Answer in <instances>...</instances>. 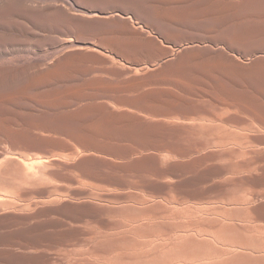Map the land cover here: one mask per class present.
Returning <instances> with one entry per match:
<instances>
[{
    "label": "bare ground",
    "instance_id": "6f19581e",
    "mask_svg": "<svg viewBox=\"0 0 264 264\" xmlns=\"http://www.w3.org/2000/svg\"><path fill=\"white\" fill-rule=\"evenodd\" d=\"M14 4L9 2L7 7L0 9L2 10L1 14H11L14 7L17 6ZM100 4L116 5L119 12L112 13V15L123 18L109 20L108 18L111 17L107 18V15H104L106 11L104 13L97 12L98 19L106 17L108 20L94 19L93 26L98 23V25L102 24L106 26V29L107 27L110 29L100 32L96 42H89V40L77 42L78 39L77 41L72 39L67 41L66 39L65 46L69 51H66L59 58L56 57L53 65H47L48 67L45 69L39 68L41 70L36 72L33 71L20 86L15 88L12 86L13 90L9 88L10 91L6 92V90L1 89L0 107L19 108L35 105L44 107V109L49 108V111L47 110L49 113H51L50 109H65V111L56 114L55 117L42 113L43 110L40 113L39 110H35L37 107L30 112L0 108V213L18 212L20 208L42 212L46 209H42V207L47 205H58L56 208L60 210L93 211L101 200L99 198L101 192L98 189L102 188L97 189L95 185L88 183L89 180L112 182L111 184L123 182L121 177H117V173L130 174L140 179V181L123 182L131 189L140 188L141 183L146 182L148 176H152L156 181L155 187L188 191L191 185L214 182L224 169L212 164L213 162L225 158L236 159L239 154H242L240 151L242 145L232 143L243 137L239 129L233 130L231 128V130L219 125V127H209L203 121L193 122L192 120L189 122L187 119L188 122H186L183 118H161L159 114L153 113L157 111L153 109L155 107L152 108L147 104L146 106L129 104L128 108L115 104L118 110H112L105 102V104L94 102L95 104L68 110L76 105L74 104L75 101L81 99L80 94L76 97L58 96L56 94L51 95L46 90L47 93L41 91V93L32 94L34 89L37 90L40 86L55 80L63 79L65 81V78L67 79L74 74L77 77L76 73L79 72L72 67L76 62L94 60L102 62L106 66L110 64L120 65L122 70L112 66V68L106 67L103 72L119 77L128 76V80L124 81L119 88L120 90L137 92V103L140 101L150 102L151 100L161 101L176 111L177 107L191 108L190 104H186L183 99L194 98L201 101V104L196 107L208 110L205 102L211 98L215 108L222 111V116L229 115L231 119V121L228 119L229 122L240 123L244 121L241 114L245 112L255 113L258 119L264 122V118L261 116L262 113L264 115V0H101ZM127 11H130L131 15H126L125 12ZM59 13L61 14V12ZM78 19L80 20V17ZM91 20L93 21V19ZM41 22L43 23V21ZM44 22L46 23V21ZM131 22L136 24L138 28ZM211 22L217 25L222 24L224 29L220 32L218 29V31H202L203 33L197 34L184 33L187 32L185 30L203 27ZM0 27L3 26L0 25ZM69 31L71 32V30ZM169 31H179L185 36L172 35ZM69 35L68 38L71 37ZM64 36L67 37V35ZM64 36L62 38H65ZM155 36L166 43V46H162ZM8 41L5 42L8 43ZM59 44L61 45L60 42ZM35 50L37 49L35 48ZM90 50H96V53L101 51L106 55L100 56L99 53L96 54ZM146 57L147 60L144 59ZM48 60L50 59H47V62ZM24 66L13 69L26 74L30 70ZM4 69L12 70L7 68V65ZM9 74L7 73L6 77ZM14 76L13 74L12 77L11 74L10 78L13 79ZM22 76L24 78V75ZM19 80V82L23 81L20 78ZM99 81L101 83V79ZM146 83L155 87L144 89V85H148ZM0 86L2 87V85ZM3 86L5 87V84ZM68 90L73 91L69 88ZM96 99L94 100L96 101ZM131 107L142 110L143 116L125 110ZM94 115H101V117L99 119L97 116V121L89 122L91 125L87 128L55 126V124L63 122L80 123L83 119L88 117L90 119ZM222 116L219 119L222 120ZM81 132H87V135L83 136ZM61 136L82 143L70 145V142L67 141V144L66 140L65 142L62 141ZM87 137L91 139L128 137L136 138L143 144L112 148L97 145L94 141H92L94 144L88 143L91 142V139L87 142ZM149 138L164 139L167 142L154 145L153 150L156 152L151 153L152 151L146 150L148 144H144V141ZM263 138L264 136L262 141ZM231 140L233 141L231 142ZM185 141L193 142L185 143ZM108 155H113L116 160H114L115 158H108ZM162 162L166 164L165 167L161 166ZM104 170L111 171L112 175L102 174ZM231 182L233 181L231 180ZM119 190L121 189L117 191L119 192ZM120 192L123 193V191ZM145 196L148 198V195ZM229 199L228 196L224 200L227 202ZM150 201L161 202V200L157 202L149 198ZM103 203L105 204V201ZM223 203L219 205L224 206ZM181 204L177 200H166V203L163 204L167 206L166 220L170 222L164 224L162 230L149 231L144 234L142 233L143 229L149 225L142 223V220L141 222L138 220L129 221L130 223L126 224L121 236L132 237L137 242V247L131 251L134 257L138 258V261L151 257L150 262L153 264H264V223L248 222L242 223L239 227L236 222L230 221L231 219L219 223L216 222L217 219L209 218L212 215L210 214L211 209L208 207H213L214 203L208 204V207H204L207 203L200 207L195 202L193 204L196 206L189 204L185 206V203L183 206ZM138 205L143 206L140 203ZM154 205L156 207L162 203ZM113 206L116 205L113 204ZM214 208L216 207L212 209ZM260 209H264V205ZM59 216L61 217V215ZM222 216L221 220L224 217ZM27 219L29 218L27 217ZM8 223L10 222L8 221ZM34 229L36 228L34 227ZM93 236L94 239L99 238V234ZM3 251L5 250L3 249ZM119 253L118 251L117 254ZM97 261L99 262V260ZM110 261L112 263V260ZM72 263L74 264V262Z\"/></svg>",
    "mask_w": 264,
    "mask_h": 264
},
{
    "label": "rangeland",
    "instance_id": "374dc122",
    "mask_svg": "<svg viewBox=\"0 0 264 264\" xmlns=\"http://www.w3.org/2000/svg\"><path fill=\"white\" fill-rule=\"evenodd\" d=\"M100 1L101 0H8V1L7 0H0V4L3 5V6L0 5V9L7 7L9 2L15 3L14 6L17 4V6L14 7L13 12L11 14H9L10 16L6 15V14H1L2 10H0V25L3 26V27H0V66H2V67H0V77L2 76L4 78V79L2 77H1L2 79L0 78V80H1L0 85H2V87L0 86V92L3 89L6 90V92L8 90L10 91V89L13 90L15 87L20 86V84L23 83L25 81V79L28 78L29 74L33 73V71L36 72L38 70L45 69L50 65H53L55 63L54 59H56V57L59 58L66 51H69V49L65 46L66 39H67V41L69 39L77 41V39H78L77 42H80L81 40H82V42L87 41V40H89V42L90 41L96 42L97 41L96 38L98 37L100 32L110 29V27H107V29H106L105 25H102V24L98 25V23H95L93 26V23L95 20L106 19V17H100V19H98L97 12L104 13V11H106L105 13H107V14L104 13V15H107V18L111 17V18H108L109 20L114 19V18H123L121 16L112 15V13L119 12V9L116 7V5H113V4L101 5ZM84 2H85V4H84ZM18 3H19V5H18ZM112 5H113V7H112ZM86 6H88V7H86ZM89 7H90V9H89ZM103 7H105V8L101 9ZM19 8H20V10H18ZM110 9H111V11L113 9L114 10L111 12ZM59 10H61V11H59ZM101 11H103V12H101ZM38 12H39V14H38ZM59 12H61V14ZM21 14H22V16H21ZM65 14H66V16H65ZM125 14L131 15V12L127 11V12H125ZM70 15H71V17L73 15L74 18L72 17L73 18L72 19L70 17ZM18 16H19V18H18ZM78 17H80V20L78 19ZM31 18L36 19V20L33 21ZM90 18L93 19V21ZM55 19H57L58 22ZM108 19H106V20H108ZM64 20H66V21H64ZM84 20H89V22H91V21L92 22L88 23ZM41 21H43V23ZM44 21H46V23ZM38 22H39V24H38ZM52 23H54V24H52ZM42 24H45V25H42ZM131 24H133V25H135V27H137L136 24H134L133 22H131ZM48 25H50L52 28ZM96 25H98V26L96 27ZM101 25H102V27L103 26L104 27L102 28ZM21 26H22V28H21ZM45 26H47V27H45ZM222 27H223L222 24L217 25L216 23L211 22L210 24L205 25L203 27H197L195 29L185 30L187 32H184V33H196L197 34V33H203L206 31H218V29H220L219 30V32H220L221 30L224 29V27L223 28ZM97 28H99V29H97ZM100 29H102V30H100ZM207 29H209V30H207ZM69 30H71V32ZM93 31H94V33H93ZM95 32H98V33L95 34ZM147 32H149V31H147ZM169 33L172 35H176V36L177 35L185 36L182 32H179V31H169ZM148 34L150 36H152V34H150V32ZM64 35H67V37ZM68 35H69V37L70 36L71 37L68 38ZM77 35H79V36H77ZM63 36L65 38H62ZM76 36L79 37L80 39L77 38ZM85 36L88 38L86 39ZM3 38L6 40H4ZM155 38L159 40V42L162 46H166V43L162 42L161 39H159L156 36H155ZM5 41L6 42L8 41V43H6ZM59 42L61 43V45L59 44ZM31 43H33L34 45H32ZM35 48L37 50L39 48V50L37 51V50H35ZM29 50L31 52L30 54H29ZM50 50H52V51H50ZM34 51H37L36 53L39 52V54L34 53ZM90 52L96 53V50H93V51L90 50ZM100 52L101 51L98 52L100 56L106 55L105 53L103 54V52H101V53ZM42 53H43V55H42ZM98 53H96V54H98ZM38 55H40V56H38ZM47 59H50V60H48V62H47ZM144 59L147 60V57ZM88 61H80V62H76L73 64L74 65V66H72V67H74L73 69H75L79 72V73H76L77 77L74 76L75 75L74 74L73 76L67 78L68 80L65 78V81H67V82H65L63 79L55 80L52 83L40 86L39 88H37V90L36 89H34V91L31 90V91H33L32 94H36V92L41 93V91L45 92V93L49 92L51 95L56 94L58 96H67V97H76L80 94L79 97L81 96V99L77 100L78 102L77 101L74 102V104L77 105V103H78V105L72 106V108L70 107L68 110L75 109L79 106H88V105H91L92 103L93 104H95V103L96 104H105L106 103V105H108L112 110H118V108L115 107V104H118L121 106H127V108L129 107L128 106L129 104H131V105L132 104H138V105H145V106L147 104V106H151L152 108L155 107L153 109H155L157 111H154V112L152 111V112L159 114V116L161 118H169V119L183 118L184 120H186V122H188V120H189V122L190 121L192 122V120H193V122L203 121L204 124L206 126H209V127L225 126L224 128H228V129L229 128L230 129L232 128L233 130L239 129V131L243 134V137L238 139V141L232 142L233 140H231V142L232 143H238V144L242 145V147H240V151H242V154H239L237 156L238 160H237V158L236 159L225 158V159L218 160L217 162L216 161L213 162L212 164L217 165L219 167H222L224 169L216 177L214 182H210V183L204 182L201 184H195L194 186L191 185V187L189 188L188 191H181V190L179 191V190H171L170 188L155 187L156 181L154 180V178H152V176H148L147 180H145L146 182L141 183L140 188H138V189L132 188L133 189V191H132L131 187L128 186L127 184H124L123 182L140 181V179L135 178L134 176H132L130 174L117 173L116 174L117 177L118 178L121 177V181H123V182H119V183L113 182V184H111L112 182H106L105 183L104 181H100V180H98V181L97 180H89V182L87 181L88 183L95 185L97 187V189L99 187L102 188V189H98L99 192H101L100 193L101 195L99 198L101 199L100 200L101 203H103L105 201V204L104 203L101 204L99 202L97 204L98 206H96L95 210H93V211L60 210V209H57L58 205H52V206L47 205V206L42 207V209L46 208L45 209L46 212H45V210L42 212H36V211H31V210H26V209H24L25 210V212H24V210L22 208H20L19 211L17 210L20 213H18L16 211L15 212L14 211H10V212L8 211L5 213H0V218H2L0 220V264H3V263L4 264L5 263L6 264H73L72 262H74V264H105V263L107 264L109 262V260H112V263L110 261L109 264H132V263L133 264H143V262H144V264H153L150 262L151 257L147 258V259L144 258V259L138 261V258L134 257V255L132 254L133 252L131 251L137 247V242L135 240H133L132 237L131 238H129L128 236L122 237L121 232L124 230V227H126V224L130 223L129 221L132 222V221H136V220H138L140 222L142 220V223L149 225L148 227L145 226V228L143 229L142 233H144V234H147L149 231L162 230L163 225L170 222V221L166 220L167 206L163 205L166 203V200H169V201L177 200L178 202H180V204L182 203L181 205H183L185 203L184 204L185 206H186V204L187 205L189 204V205H193V206L198 205L199 207L201 205L204 206L206 203L207 204L204 207H208V204L212 205L214 203V205H212V206L216 207L217 209L216 208H214V209L217 211L212 209L213 207L209 206L208 208L211 209L210 214L212 215L209 218L217 219L216 222L218 221L219 223L220 222L221 223L227 222L226 220L229 221L230 219H231L230 221L233 220V222H236L238 227L240 225H242V223L246 224L248 222H255L256 221L257 223L258 222L261 224L264 223V209H260V207L262 205H264V174H263V171H264V140L262 141V137L264 136V122H261L255 113H252V112L242 113L241 118L244 121H241L240 123H233V122L228 121V119H230L229 115H226L228 118H225L226 116L224 114L223 115L225 117L222 116V111L217 110L215 108L214 101H212L211 98H208L209 100L207 99L205 102L207 108H209L208 110H203V109H200L199 107H196L197 105L201 104V101H199V99H194V98H190V100L183 99V101L185 100L186 104H190L191 108L177 107L176 111L173 107L166 105V104H163V102H161V101L151 100L150 102L140 101L137 103L136 102L137 101L136 97L138 95L137 92L134 93V92H132V91L130 92L128 90L127 91L126 90H120V88H119L123 85L122 83H124V81L128 80V78H127L128 76L119 77V76H116L113 74L103 72V70L106 69V67L112 68V66H114L113 68H117V69L119 68L122 70V67H120V65L116 66V65L110 64V65L106 66V64H104L102 62H97L94 60H92V61L88 60ZM76 64L78 65V67ZM6 65H7V68H11L12 70L4 69L6 67ZM9 65H10V67H9ZM24 65H26V66H24ZM18 66H20L22 68L24 66L30 70L29 72H26V74L28 73L27 76H26L25 72L23 73V72H20L18 70L13 69L14 67L16 69H18ZM20 67H19V69H21ZM32 67H33V69H32ZM39 68H41V69H39ZM143 68H144V66H143ZM34 69H36V70H34ZM10 71H11V73L9 74ZM4 73H6V74H4ZM7 73L10 76L8 75L6 77ZM84 73H85V75H83ZM11 74H12V77H13V74L16 76V77L14 76L15 79L13 78L15 81L12 78H10ZM22 75H24V78ZM78 76H79V78H78ZM80 76H82V77H80ZM96 76H97V78H96ZM111 77H112V79H111ZM19 78L21 80L23 79V81L19 82L20 81ZM98 78L101 79V83H100ZM4 80L6 83L4 82ZM72 80H74V81H72ZM89 81H90V83H89ZM4 84H5V87L3 86ZM146 84H148V83H146ZM48 87H49V89H48ZM154 87L155 86L150 84V83L148 85H144V89H150V88H154ZM5 88H7V89H5ZM68 88L73 89V91L72 90L69 91ZM77 88L78 89L80 88V89L78 90ZM56 90H58V91L56 92ZM77 90H78V92H77ZM31 91H29L30 94H31ZM82 96L83 97L85 96L84 100H83ZM94 99H96V101ZM99 100H100V102H98ZM186 100H188L189 102ZM81 101H83V102H81ZM159 102H161V103H159ZM80 103H81V105H80ZM164 103H166V102H164ZM152 104H153V106H152ZM34 106L35 105H33L31 107H19V108L6 106V107H0V108L12 109V110H23V111H29L30 112V111H33L36 107L37 108L39 107L38 109L36 108L35 110H37V111L39 110V112L40 111L42 112V110H43L44 112H42V113H47V114L53 115L55 117H56V114L58 115L59 113L65 111V109H63L64 111L60 110V109H56V110L50 109L51 113H49V112H47V110L49 111V108L44 109V107H40V106L34 107ZM167 106H168V108H167ZM125 110L128 112H131V113L138 114L139 116H143L142 110H137V109L132 108V107L129 109H125ZM53 111H55V112H53ZM183 111H185V112H183ZM207 111H209V112H207ZM160 113H161V115H160ZM97 116L100 119L101 115H94V116H92V118L90 117V119H89V117L83 119L80 123H69V122L64 123L63 122V123H57L58 125L55 124V126H60V127L64 126V128H76V127L87 128L91 125V123L89 124V122H92V121L95 122L94 120H96V119L98 120ZM221 116L225 119L224 120H223V118H222V120L219 119V118H221ZM261 116H262V118H264L263 113ZM230 121H231V119H230ZM87 122H88V124H87ZM261 130H263V131L260 135ZM81 133H83V134H81ZM81 133L80 134L83 136L87 135V132H81ZM60 138L64 142L66 140L67 144H68V142H70L69 143L70 145H78L79 143H82L81 141L72 140V139L66 138L65 136H63V137L61 136ZM124 138H126V139H124ZM124 138L113 139V138H108V137L107 138L106 137H100V138L91 139V138L87 137L86 140L88 142L91 139V142H88V143H93L92 141H94V143H96L97 145H102V146H106V147L109 146L112 148H123V147L125 148L126 146L132 147V146H136L138 144H143L142 142H140V140H138L136 138H128V137H124ZM71 142H73V143H71ZM163 142H167V140L159 139V138H149V139H146L144 141V144L145 143L148 144L147 149H146L148 152L152 151L151 153H154V152H156V150L155 151L153 150L154 145L160 144ZM191 142H193V141H185V143H191ZM107 157L110 159L115 158L113 155L112 156L108 155ZM114 160H116V158ZM225 164H227L228 166ZM161 166L165 167L166 164L162 162ZM226 169H228V170H226ZM102 174L111 176L112 172L109 170H104V173H102ZM231 180L233 182H231ZM102 185H105V186L102 187ZM211 185H212V187H211ZM113 188H114V191H113ZM115 188L117 190L118 189H121V190H119V192H118ZM120 191H123V193ZM234 193L236 196L234 195ZM193 194H194V197H192ZM250 194H252V195H250ZM145 195H148V198ZM228 196L230 199L227 200V202H225V200L228 198ZM242 196H245V197L243 198ZM151 197H154L155 199L151 198ZM224 197H226V198H224ZM149 198L151 200L153 199L154 201H157V202H159L161 200V202L160 203H154L151 201L149 202ZM158 199H160V200H158ZM190 200H192V201H190ZM223 200H224V203L222 202ZM230 200H232V201H230ZM243 200H244V202H242ZM123 201H124V203H122ZM199 201L200 202L202 201L201 204ZM132 202H133V204H132ZM194 202L197 204L194 205L193 204ZM217 202H220V203L217 204ZM221 202L223 203L224 206H220V205H222ZM234 202H236V203H234ZM110 203H111V205H110ZM139 203L143 204V206L142 205L139 206L138 205ZM151 203H153V204H151ZM161 203H162V205H159L156 207L154 205V204L157 205V204H161ZM113 204L116 206H113ZM148 204H150L152 207H149L150 205H148ZM229 204H231V205H229ZM216 205H218V206H216ZM239 205H241V206H239ZM245 205H246V207H245ZM238 206H239V208H237ZM232 207H234V208H232ZM55 208H56V211H55ZM49 210H52V211H49ZM259 211H261V212H259ZM57 215L58 216L61 215L62 218L60 216H59L60 217L59 218ZM80 215H82V216H80ZM151 215H152V217H151ZM221 215L224 216V217L222 216L223 217L222 220H221ZM27 217L29 219H27ZM121 217H123V218H121ZM142 217H144V218H142ZM148 217L149 218L151 217V218L149 219ZM55 218H56V220H55ZM156 218L158 221L156 220ZM224 218H225V221H224ZM80 219H82V220H80ZM241 220H243V221H241ZM251 220H253V221H251ZM8 221L10 223H8ZM148 221H149V223H148ZM152 223H154V224H152ZM77 225H78V227H77ZM34 227L36 229H34ZM99 227H101L100 228L101 230L99 229ZM155 228H156V230H155ZM33 233L34 234L36 233L35 236ZM95 234H99V238H97V239L92 238V237H94L93 235H95ZM115 235H117V236H115ZM3 249L6 252L3 251ZM59 250H62V251L60 252ZM118 251L120 252L119 254H117ZM78 258L79 259L81 258L82 261H81V259L79 260ZM84 258L86 259V261ZM94 258H95V260H94ZM97 260H99V262Z\"/></svg>",
    "mask_w": 264,
    "mask_h": 264
}]
</instances>
